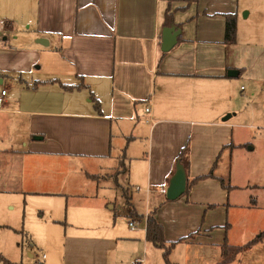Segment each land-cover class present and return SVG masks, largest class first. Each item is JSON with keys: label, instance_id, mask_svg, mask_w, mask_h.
<instances>
[{"label": "crops", "instance_id": "1", "mask_svg": "<svg viewBox=\"0 0 264 264\" xmlns=\"http://www.w3.org/2000/svg\"><path fill=\"white\" fill-rule=\"evenodd\" d=\"M233 14L237 40L228 43ZM0 39V196L22 214L8 223L0 207V229L40 240L49 253L40 264H150L152 212L167 243L186 237L175 249L207 253L212 264L225 242L264 232V180L246 162L242 175L232 170L235 152H255L238 128L253 108L241 81L264 87V0H0ZM187 144L189 188L169 200L160 189ZM79 165L129 198L122 214L98 194L70 206L63 174ZM20 246L0 240V261L26 264ZM256 246L264 237L244 250ZM28 257L39 255L30 248Z\"/></svg>", "mask_w": 264, "mask_h": 264}, {"label": "rangeland", "instance_id": "2", "mask_svg": "<svg viewBox=\"0 0 264 264\" xmlns=\"http://www.w3.org/2000/svg\"><path fill=\"white\" fill-rule=\"evenodd\" d=\"M241 84L245 87V93L247 95V102L248 104L252 102L251 106L248 107L246 111H250L244 114H241L239 117V123L244 125L242 128H238V131L242 133L241 137H239V140L244 142H251L255 146V152H251L246 155V157H242L240 160V157L237 156V153L235 152L233 154V165L232 170L233 173L236 175H242V165L246 163H249L250 166L257 170V173L260 176V180H264V87H261V83H255L252 80H243L241 81ZM254 93V95H252ZM238 119V118H235ZM234 119V120H235ZM248 148V147H247ZM248 161V162H247ZM243 162V163H242ZM79 163V162H76ZM82 166H78L77 168H72L71 172L63 174L65 176L63 179V185L62 187L65 189V193L72 194L69 197V204L70 206H74L76 204L82 205L83 203V197H89L92 195L91 199H86L89 201V204H92L95 201V195H99L98 200L104 202V204H107L110 202V204H115L116 209H111L110 211L112 214H122L124 207L127 205V201L125 197L123 196L120 189H118L115 184H110L108 187L106 183H99L98 179L94 175H90L87 173L85 168H82ZM122 168V167H119ZM119 168L116 170V173L119 172ZM62 180L59 177V181ZM264 182V181H263ZM114 183V182H113ZM100 184V186H98ZM104 185V186H103ZM98 191V193H97ZM79 194L84 195L79 196ZM0 196V207H1V215L6 217V221L9 223L10 220H13L14 218H17L20 220L22 218H19L18 215V207L17 209H14V206L11 208V205H9V202H5V197ZM261 202H264V194H260ZM97 200V201H98ZM42 204L36 203L33 205V207H30L27 211L26 220L27 223L31 224L35 221H37L39 209L37 206H41ZM72 210V209H71ZM139 210L142 212H146V202H141ZM25 216V215H24ZM121 227L123 228L124 233L129 232V221L127 217L121 215ZM4 219H1V222ZM26 220H24V223H26ZM5 221V222H6ZM39 221V220H38ZM114 223V220H112V224ZM2 224V223H1ZM3 225V224H2ZM9 229V228H8ZM1 230L0 229V240H2V243H12L14 244L16 242V246L19 248V246H22V243L24 245V256L26 260V264H36V260L42 256V254L45 252L46 255H48L47 247L38 240L39 244L38 247L35 245L32 246L31 244V236L30 232L26 229L24 232H17L18 237L14 236L16 232L14 230ZM20 246V247H21ZM153 247V246H152ZM29 248V249H28ZM30 248L33 250L34 253L39 255L37 259H31L29 260L28 257V251ZM17 249V248H16ZM17 252L19 250L17 249ZM210 253V252H209ZM13 254V253H12ZM187 254H190V258H187ZM209 255V254H208ZM210 256V255H209ZM132 258V253L130 251L125 255L124 260L130 261ZM214 258V257H213ZM237 260H235V264H264V246H256L253 249L248 250H242L236 257ZM212 258L207 257V253H196V252H188L185 247H180L173 249L171 255H170V264H212ZM43 262V261H42ZM132 261H130L131 263ZM150 264H167L163 249L154 247L152 248V252L150 255ZM0 264H4L0 261ZM40 264V263H39Z\"/></svg>", "mask_w": 264, "mask_h": 264}, {"label": "trees", "instance_id": "3", "mask_svg": "<svg viewBox=\"0 0 264 264\" xmlns=\"http://www.w3.org/2000/svg\"><path fill=\"white\" fill-rule=\"evenodd\" d=\"M169 19V18H168ZM237 29H238V20L237 15H227L226 16V41L228 43H235L237 40ZM62 87L67 90H74L80 85H69V84H63L61 83ZM96 105L98 106V103L96 101ZM178 162L182 163L186 169V172L188 171L189 164H190V147L189 145H185L182 150L179 153L178 156ZM123 166V165H122ZM204 176H212V173L209 175ZM203 177V176H202ZM197 180V179H196ZM195 180V181H196ZM223 184V181H222ZM188 188L186 189V192L188 191ZM185 192V193H186ZM127 203L130 204L129 198L126 199ZM193 234V233H192ZM191 234V235H192ZM190 235V236H191ZM146 237L147 240L153 243L156 247L163 249V254L166 260L167 264H170V255L180 242L184 241L186 237L180 238L177 241H172L170 243H167L164 236V227L161 223H159L156 218L153 215V212L148 215L147 218V226H146ZM264 237V232L257 235L254 239L246 243L245 245L241 246H233L229 245L227 242L224 243L222 246V255L221 259L217 264H229L230 262L234 261L237 257V255L244 250L247 247L252 246L253 244L259 242ZM7 264H20V263H13L11 261L5 260Z\"/></svg>", "mask_w": 264, "mask_h": 264}, {"label": "water", "instance_id": "4", "mask_svg": "<svg viewBox=\"0 0 264 264\" xmlns=\"http://www.w3.org/2000/svg\"><path fill=\"white\" fill-rule=\"evenodd\" d=\"M41 43L44 42V40H40ZM229 76H236L238 75V72L236 70H230ZM230 114L226 115L224 120H227L230 118ZM41 138V137H37ZM187 189V172L184 167V165L180 162L177 163L176 172L173 175L172 179L170 180L169 187L167 188L166 196L169 200H176L179 197H181Z\"/></svg>", "mask_w": 264, "mask_h": 264}, {"label": "built area", "instance_id": "5", "mask_svg": "<svg viewBox=\"0 0 264 264\" xmlns=\"http://www.w3.org/2000/svg\"><path fill=\"white\" fill-rule=\"evenodd\" d=\"M0 41H1V39H0ZM5 94H6V90L4 89V90H2V95H5ZM1 105H2V96H0V106H1ZM146 111H147V112H150L151 109H150V108H146ZM137 187L139 188L140 186L138 185ZM160 191H161L162 193H167V189H166V188H161ZM130 226H131L132 228H136V225H135V223H134L133 221H130ZM46 257H47V255H46L45 253H43L42 256L39 257V258L36 260L35 263H36V264L41 263L43 260L46 259ZM135 262H136V264H137V263L140 264L142 261H141L140 259H137Z\"/></svg>", "mask_w": 264, "mask_h": 264}]
</instances>
